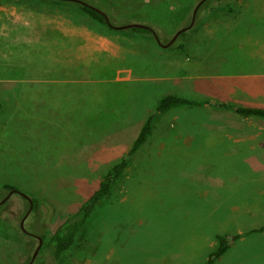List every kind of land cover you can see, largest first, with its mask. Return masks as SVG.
Here are the masks:
<instances>
[{"label": "rangeland", "instance_id": "rangeland-1", "mask_svg": "<svg viewBox=\"0 0 264 264\" xmlns=\"http://www.w3.org/2000/svg\"><path fill=\"white\" fill-rule=\"evenodd\" d=\"M84 1L115 25L152 26L166 44L200 0ZM210 6L218 9L197 13L180 51L99 23L75 1L0 0V201L12 189L39 199L29 234L23 195L0 205V264L29 262L34 235H52L128 156L164 95L264 107V0ZM79 44L82 62L65 54ZM92 103L97 120H82ZM262 225L264 119L182 106L158 118L73 248L56 261L42 245L34 263L201 264L216 234ZM217 264H264V232L243 236Z\"/></svg>", "mask_w": 264, "mask_h": 264}, {"label": "trees", "instance_id": "trees-1", "mask_svg": "<svg viewBox=\"0 0 264 264\" xmlns=\"http://www.w3.org/2000/svg\"><path fill=\"white\" fill-rule=\"evenodd\" d=\"M210 1L211 0L205 1L200 6L198 12L202 8H205L209 13L217 10L218 9L217 7L210 6ZM76 3L81 8V10L87 13L92 19L96 20L99 23L105 24L113 29H117L114 27L115 24L113 23V21L109 18L110 19V23H109L106 16L102 14L96 8V6L88 3L87 1H85V3H79V2ZM127 14L132 15L134 14V12L129 11ZM129 29L135 33L154 34L151 29H146L142 27H132ZM188 31L189 30L182 32L170 46L180 51H186L188 45L186 42V36L188 34ZM182 106H187V107L210 106L217 109L232 111L233 113L245 119H253V118L264 119V107H260V106L244 105L231 100H215L211 98L193 99L185 96H180L177 94L164 95L159 100L158 105L156 106L154 112L150 114L147 117L146 121L144 122L138 136L134 140L131 149L127 154L128 156L115 162L102 175L97 188L92 192V194L79 206L77 210H75L74 212H72L67 216V218L58 226V228L52 235H50L46 240L44 235H41L44 238L43 246L45 249V253L51 254L52 257H54V259L57 261L60 260L65 253H67L73 248L80 232L88 225V222L92 217L98 204L102 200L106 199L109 195H111L114 183L124 174L125 170L130 164L131 158L139 154V152L145 147V145L150 140V137H152V135L154 134L155 124L158 118L168 113L169 111ZM1 107L2 104L0 103V108ZM88 116L89 113L84 112V118ZM8 189H12V188L8 185L2 187V190H8ZM23 198L27 200V203L30 207L29 200L24 196ZM33 201H34L33 212H35L38 209L39 199L33 198ZM260 232H264V225L253 228L243 233L216 234L217 246L209 254L207 260L201 264H217V262L243 236H246L251 233H260ZM31 258L32 256L30 257L29 261L31 260Z\"/></svg>", "mask_w": 264, "mask_h": 264}, {"label": "water", "instance_id": "water-1", "mask_svg": "<svg viewBox=\"0 0 264 264\" xmlns=\"http://www.w3.org/2000/svg\"><path fill=\"white\" fill-rule=\"evenodd\" d=\"M70 1H75V2H79V3H85L84 0H70ZM204 2H205V0H200V1L197 3V5L195 6L194 11H193V16H192V21H191V23H190L188 26H185V27L179 29V30L177 31V33L173 36V38H172L168 43L163 44V46H165V47H169V46H170V45H171V44H172V43L178 38V36H179L182 32L187 31V30H189V29L192 28V26L194 25V22H195V20H196V16H197L198 10H199L200 6H201ZM96 8H97V7H96ZM97 9H98L102 14H104V15L106 16L108 22L110 23V19H109L108 15H107L103 10H101V9H99V8H97ZM114 27L117 28V29H126V28H132V27H142V28H146V29H151V30L153 31V33H154L156 39H157L159 42H161V41H160V38H159V35L157 34L156 30H155L152 26L147 25V24H141V23H127V24H124V25H115ZM15 192H17V193L23 195V196L26 197V198L29 200V202H30V207H29V209L27 210V212L25 213V215H24V217L22 218V220H21V228H22V230H23L24 232H26V233L29 234L28 230L26 229V225H25V223H26L27 218H28L29 215L33 212V209H34V201H33V198H32L31 196L27 195V194L24 193V192L18 191V190H16V189H12V190L10 191L9 195H7L6 197H4V198L0 201V205L4 204V203L10 198V196H11L13 193H15ZM34 236L37 237V238L39 239V245L36 247V249H35V251H34V253H33V255H32V258H31V260L29 261L28 264H33V263H34V261H35L37 255L39 254V251H40V249H41V247H42V245H43V242H44V238H43L42 236H40V235H34Z\"/></svg>", "mask_w": 264, "mask_h": 264}, {"label": "crops", "instance_id": "crops-1", "mask_svg": "<svg viewBox=\"0 0 264 264\" xmlns=\"http://www.w3.org/2000/svg\"><path fill=\"white\" fill-rule=\"evenodd\" d=\"M11 12L13 13V10H11ZM4 18H5V16H4ZM9 18H12V17H9ZM12 20L13 19H10V21H12ZM71 48H74V49L69 51V52H65V54L66 55L70 54V55H72L71 57H75V60H79L80 62H82L81 60H83V56H84L83 54H84V52H86L87 47H84L82 44H79V45H74ZM88 51H90V52L92 51L91 47H90V49ZM111 103L113 104L114 100H113V102L111 101ZM93 105H95V107H96L95 111H91V106H93ZM99 106H100V103L99 104L92 103V105H89V106L83 108V110L81 108V119L82 120H93V119L97 120V117H98V114H99L98 112L100 111ZM84 112L85 113H89V116L84 118ZM82 123H83V121H82ZM97 123L98 122H96L95 124H93V126H91L92 129H91L90 133H95V132L97 133L98 132L99 128H98V126H96V125H98Z\"/></svg>", "mask_w": 264, "mask_h": 264}, {"label": "flooded vegetation", "instance_id": "flooded-vegetation-1", "mask_svg": "<svg viewBox=\"0 0 264 264\" xmlns=\"http://www.w3.org/2000/svg\"><path fill=\"white\" fill-rule=\"evenodd\" d=\"M205 1H207V0H205ZM160 38V37H159ZM158 41V40H157ZM160 41H161V39H160ZM159 42V41H158ZM160 44H164V43H162V41L161 42H159ZM36 239H38L37 237H36ZM28 264V263H27Z\"/></svg>", "mask_w": 264, "mask_h": 264}]
</instances>
